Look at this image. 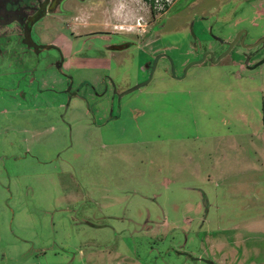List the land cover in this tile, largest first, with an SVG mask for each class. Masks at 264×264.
I'll use <instances>...</instances> for the list:
<instances>
[{"label":"rangeland","instance_id":"374dc122","mask_svg":"<svg viewBox=\"0 0 264 264\" xmlns=\"http://www.w3.org/2000/svg\"><path fill=\"white\" fill-rule=\"evenodd\" d=\"M214 3L174 0L157 16L140 0H113L110 17L83 9L72 26L111 19L143 33L164 21L154 31L169 55L152 56L147 32L111 59L100 57L102 39H66L59 67V53L42 48L27 86L16 73L18 87L1 88L0 264L32 253L33 234L70 248L41 264H264V61L248 68L242 57L264 23L236 1L200 22ZM55 27L40 23L35 35L48 39ZM238 27L249 37L183 71L201 46L217 56L223 45L210 32ZM257 48L253 60L264 40Z\"/></svg>","mask_w":264,"mask_h":264},{"label":"flooded vegetation","instance_id":"af4514ba","mask_svg":"<svg viewBox=\"0 0 264 264\" xmlns=\"http://www.w3.org/2000/svg\"><path fill=\"white\" fill-rule=\"evenodd\" d=\"M228 1L238 2V7L241 6V4L245 5V7H243L241 10L246 11L250 9V11L258 14L262 18L260 20V23H264V0H215V3L210 5V11H208V13L201 12L198 13L196 17L201 20L200 22L205 21L209 23L211 17H213L212 21H214V15H217L219 12L225 13L226 10L223 7L224 3ZM140 2L143 4V6H146L145 3H148L149 0H140ZM112 3L113 0H0V91H2V87L3 89L10 91L13 89V87L17 86V84L11 85L13 81H16V73H20V76L24 78L25 86H27V84L33 80V55L40 53L42 48H51L59 53L60 58L55 61V64L57 65V67H59L63 60L62 58L64 51L69 52V50L71 49L69 47L64 48L63 42H65L66 39L69 40L70 44L72 43V39H75L77 42L80 41L82 43L85 42L86 38L89 39L90 37L102 39L104 40V42L102 43V47L100 49L102 51L100 57H109L111 59L113 58L112 56L119 50L125 49L132 44L138 43L139 40L143 39L141 38L142 34L147 32L149 37H151L146 42L144 41V44H147L149 47L153 43L152 46L154 48L152 47V56H160L163 54V56L169 55L164 45L156 43L157 35L155 34L154 27L156 25L157 27H159L164 24V21L158 22L156 17L155 19H153L148 28L146 30L144 29L143 33L135 30L127 31L120 29L121 25L112 23L111 19H109L108 22H105L104 25H97L89 28H87L86 25H83L82 27L81 25H71V19L76 18L78 16L77 13L82 11L83 9L86 10V8H92L90 12L96 17L102 15V12L104 11L107 12L108 16L110 17ZM188 4H190L189 1H186L184 6ZM179 9L181 10L182 8H178L177 11H179ZM155 14L156 13H152L153 16H157ZM244 15V12L241 11L240 13L236 14V18L238 17L237 19L221 20L223 24L220 25L222 27H231V23L233 24V22L241 21L243 18H245ZM222 16H224V14H222ZM45 22L49 23L50 25H56L55 29L48 33V39H44L40 36L35 35V28L37 27V25ZM193 22L194 19L189 20V29H192ZM184 28H186L185 30H187V26H184ZM208 35L213 39L215 43L217 42L218 44L220 43L221 45H223L221 50L218 51L219 53L225 50L228 42H232L233 44L236 43L240 38L249 37L248 30L242 27H238L229 36L215 34L212 32H210ZM258 39H253L251 41L252 43L250 42L251 44L248 46L250 48L247 49L246 52H243L242 57H245L244 65L248 68L253 67V64L257 65L258 63L264 61V57L262 58L263 60L252 59V55L257 52V47L262 42L259 41L255 43ZM194 40L200 42V38H197L193 35L190 39V45L192 47L191 52L197 50L196 46H193ZM232 44L230 45V47L232 46ZM199 49V55L207 51L203 59L208 58L213 62L218 60H214L216 57H213V49L210 50V48L204 46L199 47ZM74 51L77 50L75 49ZM186 67V63L183 64V71L186 69ZM1 81H8V84H3L1 83ZM21 89L27 91L25 88ZM16 92L19 93L20 89ZM23 92L20 94L21 96L22 94L24 96ZM15 101L19 102L18 100ZM28 103L30 102L23 101L20 104L27 105ZM31 236L32 237L30 238V240L32 244H30V247L35 246L36 248L32 249V253L30 254L21 252L22 254H27L24 255V257L26 258H22V260H19V258H17L14 263L31 264L33 263L31 262L32 258H35L37 262L35 264H41L43 263L42 259L45 254L56 255L60 253V250H62L61 252L65 253L70 251L69 247L66 248L65 244L60 243L56 240V236L54 234H33ZM33 238H44L43 241H45V244L35 243L36 245H34L33 242L36 240H34ZM25 240L29 239L25 238ZM192 258L208 261V259L204 257L201 258V256L198 257L197 255ZM211 263L215 264L213 260Z\"/></svg>","mask_w":264,"mask_h":264},{"label":"built area","instance_id":"2783aa9c","mask_svg":"<svg viewBox=\"0 0 264 264\" xmlns=\"http://www.w3.org/2000/svg\"><path fill=\"white\" fill-rule=\"evenodd\" d=\"M174 0H149L145 3L147 11L150 13H157L164 11Z\"/></svg>","mask_w":264,"mask_h":264},{"label":"water","instance_id":"95a60500","mask_svg":"<svg viewBox=\"0 0 264 264\" xmlns=\"http://www.w3.org/2000/svg\"><path fill=\"white\" fill-rule=\"evenodd\" d=\"M264 40V36L263 37H261L260 39H258L255 43H257V42H259V41H263ZM232 44V42H228L227 43V47L225 48V50H223L221 53H219L217 56H216V58L214 59V60H217V59H219L228 49H229V47H230V45ZM46 46V45H45ZM207 51H205V52H203L202 54H201V57L200 58H198V59H195V60H191V61H189V62H187L186 63V66H188L190 63H194V62H199V61H201L202 59H203V57H204V55H205V53H206ZM210 52V51H209ZM212 59V58H211ZM213 60V59H212ZM263 60V59H262ZM138 86V84H135V85H133V86H131V87H129V88H127V89H125V90H123L121 93H119V95L120 94H122V93H125V92H128V91H130V90H132L133 88H136Z\"/></svg>","mask_w":264,"mask_h":264},{"label":"trees","instance_id":"16d2710c","mask_svg":"<svg viewBox=\"0 0 264 264\" xmlns=\"http://www.w3.org/2000/svg\"><path fill=\"white\" fill-rule=\"evenodd\" d=\"M260 110H261V120H262L263 125H264V98H262V100H261Z\"/></svg>","mask_w":264,"mask_h":264}]
</instances>
